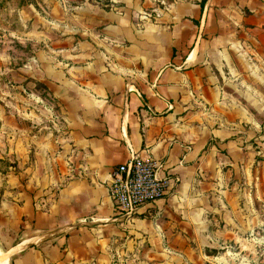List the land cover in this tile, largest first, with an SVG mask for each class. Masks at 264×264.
Here are the masks:
<instances>
[{
	"label": "crops",
	"instance_id": "obj_1",
	"mask_svg": "<svg viewBox=\"0 0 264 264\" xmlns=\"http://www.w3.org/2000/svg\"><path fill=\"white\" fill-rule=\"evenodd\" d=\"M148 1L54 3L48 22L70 36L48 46L60 58L51 55L45 73L65 108L66 155L52 209L21 239L30 261L25 249L18 264H179L189 233L208 230L216 131L204 120L229 104L235 33L263 23L242 15L251 0ZM71 34L77 44L65 45ZM131 154L158 160V176L171 180L160 199L126 215L109 188Z\"/></svg>",
	"mask_w": 264,
	"mask_h": 264
},
{
	"label": "rangeland",
	"instance_id": "obj_2",
	"mask_svg": "<svg viewBox=\"0 0 264 264\" xmlns=\"http://www.w3.org/2000/svg\"><path fill=\"white\" fill-rule=\"evenodd\" d=\"M55 1L62 0H0V252L8 264H18L25 249L30 261V242L22 245L21 239L39 211L52 209L53 174L60 175L66 155L65 108L45 73L51 57L60 58L49 47L70 36L48 22ZM95 1L110 3L88 0ZM167 1L173 0L148 2L163 7ZM242 15L263 24H244L231 39L230 53L238 56L227 75L229 104L204 120L216 131L209 139L216 207L207 232L189 233V246L177 250L179 264H264V0H251ZM53 35L61 40L52 44ZM75 35L64 44L76 45Z\"/></svg>",
	"mask_w": 264,
	"mask_h": 264
},
{
	"label": "built area",
	"instance_id": "obj_3",
	"mask_svg": "<svg viewBox=\"0 0 264 264\" xmlns=\"http://www.w3.org/2000/svg\"><path fill=\"white\" fill-rule=\"evenodd\" d=\"M160 167L161 163L152 157L131 154L114 168L109 191L120 211L132 215L165 194L171 179L158 176ZM179 181V177L173 178V184Z\"/></svg>",
	"mask_w": 264,
	"mask_h": 264
},
{
	"label": "bare ground",
	"instance_id": "obj_4",
	"mask_svg": "<svg viewBox=\"0 0 264 264\" xmlns=\"http://www.w3.org/2000/svg\"><path fill=\"white\" fill-rule=\"evenodd\" d=\"M7 259L8 257L0 252V264H8Z\"/></svg>",
	"mask_w": 264,
	"mask_h": 264
}]
</instances>
